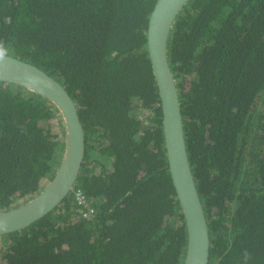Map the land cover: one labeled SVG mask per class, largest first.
<instances>
[{
    "label": "trees",
    "instance_id": "1",
    "mask_svg": "<svg viewBox=\"0 0 264 264\" xmlns=\"http://www.w3.org/2000/svg\"><path fill=\"white\" fill-rule=\"evenodd\" d=\"M156 0H0V53L43 68L78 106L85 151L69 194L0 236V264H181L187 241L146 46ZM168 60L210 230L209 264H264V0H189ZM152 109L146 125L135 114ZM59 109L0 81V210L53 169ZM61 115V114H60Z\"/></svg>",
    "mask_w": 264,
    "mask_h": 264
},
{
    "label": "water",
    "instance_id": "2",
    "mask_svg": "<svg viewBox=\"0 0 264 264\" xmlns=\"http://www.w3.org/2000/svg\"><path fill=\"white\" fill-rule=\"evenodd\" d=\"M189 0H156L148 15L146 46L162 107V130L168 170L185 216L187 241L181 264H209L210 230L194 179L184 136V116L168 60V39L177 13ZM0 81L21 86L55 104L63 123L60 161L41 191L16 206L0 210V236L43 218L74 186L84 157L85 133L79 109L65 86L43 68L0 53Z\"/></svg>",
    "mask_w": 264,
    "mask_h": 264
},
{
    "label": "rangeland",
    "instance_id": "3",
    "mask_svg": "<svg viewBox=\"0 0 264 264\" xmlns=\"http://www.w3.org/2000/svg\"><path fill=\"white\" fill-rule=\"evenodd\" d=\"M135 114H137L141 119H142V124L146 125L147 123H150V121L152 120V118L154 117V112L152 109H137L135 110ZM56 120H57V124H52V130L54 131V133L56 134L54 140H57V146H56V154L54 155V160H53V169L52 172L50 174H47L43 180L42 186L41 188L49 181V179L52 177L59 161H60V157L62 154V150H63V138H64V131H63V123H62V119H61V115L60 113L57 114L56 116ZM33 196V195H32ZM30 196V197H32ZM30 197H24L21 198L19 200H17L16 203H14L13 205H11V207L16 206L18 204H21L23 202H25L28 198Z\"/></svg>",
    "mask_w": 264,
    "mask_h": 264
},
{
    "label": "built area",
    "instance_id": "4",
    "mask_svg": "<svg viewBox=\"0 0 264 264\" xmlns=\"http://www.w3.org/2000/svg\"><path fill=\"white\" fill-rule=\"evenodd\" d=\"M73 201L80 206V213L85 216H93L95 215V209L91 203V199L88 198L81 187L73 186L71 191Z\"/></svg>",
    "mask_w": 264,
    "mask_h": 264
}]
</instances>
